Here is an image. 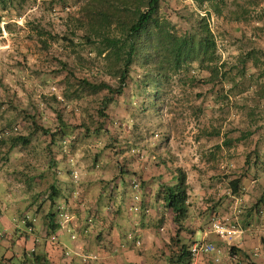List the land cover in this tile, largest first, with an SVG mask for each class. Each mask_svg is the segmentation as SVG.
Masks as SVG:
<instances>
[{
    "label": "rangeland",
    "instance_id": "374dc122",
    "mask_svg": "<svg viewBox=\"0 0 264 264\" xmlns=\"http://www.w3.org/2000/svg\"><path fill=\"white\" fill-rule=\"evenodd\" d=\"M83 1L6 0L3 10L0 5V219L10 223L0 233V264L2 254L10 255L7 249L15 254L12 264L25 257L23 247H12L10 234L45 233L44 214L53 210L50 185L58 184L60 173L69 174L74 184H89L90 200L101 185H110L112 193L123 174L120 191L132 195L139 214L149 198L151 210L162 209L156 183L171 181L167 167L186 170L192 206L184 222L194 232L201 229L194 236L182 232L189 238L185 242L216 248L192 255V264H235L229 247L239 238L220 237L213 224L222 217L221 222L237 218L242 224L241 216L264 191V28H255L264 23V0H162L160 13L178 34L191 30L198 15H206L225 77L205 82L208 72L198 58L192 59L155 81L153 96L148 91L154 83L146 84L144 70L134 63L123 93L104 109L105 116L97 110L104 92L76 98L73 80L62 69L66 62L77 78L117 81L116 70L108 72L102 56L72 34V18ZM213 1L219 14L210 7ZM59 128L64 133L52 137ZM238 176L244 190L233 197L228 181ZM66 183L72 182L67 178ZM212 201L215 210L206 211ZM165 211L150 222L154 228L160 221L163 228L146 235L153 240L157 231L161 236L154 264H168L169 256L179 254ZM63 216L64 225L70 217ZM261 216L252 212L260 230L248 240L252 264H264ZM31 256L27 248V264H35ZM43 263L63 264L47 257Z\"/></svg>",
    "mask_w": 264,
    "mask_h": 264
},
{
    "label": "trees",
    "instance_id": "16d2710c",
    "mask_svg": "<svg viewBox=\"0 0 264 264\" xmlns=\"http://www.w3.org/2000/svg\"><path fill=\"white\" fill-rule=\"evenodd\" d=\"M161 1L84 0L79 7V15L72 18V34H78L77 36L85 45L89 46L90 51L95 56H102L107 64L105 68L108 72L111 73L114 69L117 72L116 84H111L106 80L98 81L92 77L77 78L75 77L74 69L68 67V63H62V69L66 70L67 75L73 80L76 98L85 94L104 92L99 100V109H97L101 116H105L104 109L107 108L109 103L113 102L116 96L123 93L127 80L131 78V67L134 63H138L144 70L146 75V80L144 78V81L146 84L148 82L154 83L151 87L149 86L150 91H148L152 92L153 96L157 89L155 81L158 82L160 78H166L170 72L179 70L192 59L198 58L200 68L208 72L204 79L205 82L211 83L225 77L226 72L220 71V65L218 66L216 61L214 54L216 43L206 15H198L191 30L178 34L174 23L160 13ZM5 3L6 0H0L2 10L5 8ZM210 7L214 13L219 14L220 9L217 1L211 2ZM1 18L2 16L0 15V22ZM255 28L263 30L264 23ZM63 38L68 39L66 36H63ZM36 128L42 132L49 131L37 125ZM62 130V128H59L58 131L51 133L52 137L57 135L58 132L64 133ZM248 134L250 135L251 133L249 132ZM20 139L25 140L23 137H16V140ZM222 142L226 146L230 144L228 141ZM167 168L171 174V181L169 183L163 182L161 175H159L158 178L161 181L158 180L156 184L164 206L170 212L173 228H175L172 239H175L174 242L179 252L176 259L168 257V264L172 262L174 264H192L191 245L185 242L189 238L182 232L194 236L195 232H200L201 229L198 228L194 232V229H190L189 225L184 222L192 206L191 195L188 191L187 172L182 167H177L176 169ZM242 180L243 177L238 176L228 181V188L232 195L239 196L243 193ZM57 193L56 186L54 184L50 185L48 197L51 201H53ZM149 197L157 199V195H149ZM212 202L213 205L210 204L206 211L212 212L215 210L214 203L216 201ZM261 202L260 198L255 203L254 208L259 206ZM143 207V205H140L141 209ZM47 217L52 220L53 214L48 213ZM248 218V212H244L241 216L242 225L249 224ZM51 220L48 223L50 231L56 226ZM17 237L20 236L17 234ZM262 240L264 241V238ZM32 248L30 250L31 258H33L32 262L44 264L42 254L37 253L34 247ZM23 253L25 257L21 262L27 263L26 249ZM229 254L236 256L235 264H241L242 261H246V264H252L249 263V255L243 248H236L231 245ZM3 255L1 258L2 264H12L10 261L14 255L10 254L11 256L9 255L8 257ZM4 257L6 259H3Z\"/></svg>",
    "mask_w": 264,
    "mask_h": 264
},
{
    "label": "crops",
    "instance_id": "0c3cea01",
    "mask_svg": "<svg viewBox=\"0 0 264 264\" xmlns=\"http://www.w3.org/2000/svg\"><path fill=\"white\" fill-rule=\"evenodd\" d=\"M67 178L72 183H66ZM125 178L123 174L118 176L119 182L115 188H112V193L110 192V185L107 187L101 185L100 189L95 187L96 195L93 200H90L89 197L91 195H89L88 191L93 189L89 184H84L83 186L74 184L69 174L60 173L58 176L59 181L56 185L58 193L53 201H50V206L53 210L49 209L44 214L45 233L37 231L20 237H17V234H10L9 238L12 239V247L15 245L25 249L29 248L30 250L34 247L37 253L42 252V257L49 258L53 263L154 264L153 256H156L159 252L161 236L157 231L153 240L146 235L148 230L153 228L150 223L152 218L153 220L160 218V213L163 210H166V215L170 218L169 224L173 226L170 212L165 208L164 203L162 204V209L157 207L156 211L151 210L149 208L151 199L149 198L148 202L143 205L144 210L141 209L139 213L141 215H139L138 210H136L138 205L134 204L132 195L127 197V190L122 189L120 191V183L125 184ZM257 179L253 180V182ZM242 189L244 190V188ZM138 190L139 192L141 191L140 189ZM232 196L235 197L236 195ZM244 196L248 198L246 194ZM260 198L262 202L254 208L255 203ZM110 204H113L112 208ZM132 204L136 206H132ZM60 206H64V210H61ZM246 212L249 214V224L245 226L240 224L237 218L236 221L229 223L221 222L222 219L224 220V217H222V219L217 218V222L229 232L225 238H239L238 243L232 244L233 246L243 248L248 254H251L252 250L248 249V240L251 238L250 236L255 237L260 232L256 228V219H252V212L259 216L264 214L263 190L254 204H252V207ZM48 213L53 214L52 220L47 217ZM64 213L69 215L70 220L63 225ZM7 220L11 222L10 215H8ZM50 220L56 225L51 231L48 227ZM260 222L264 225V216H261ZM161 224V222H158L154 228L162 229L163 226ZM38 227L35 225L36 229ZM0 228V233L9 230L10 223L8 225L5 224L1 218ZM37 248H40L41 252ZM7 250L9 254L15 255L9 249ZM232 258H236V256L234 255ZM21 264L27 263L21 262Z\"/></svg>",
    "mask_w": 264,
    "mask_h": 264
},
{
    "label": "built area",
    "instance_id": "2783aa9c",
    "mask_svg": "<svg viewBox=\"0 0 264 264\" xmlns=\"http://www.w3.org/2000/svg\"><path fill=\"white\" fill-rule=\"evenodd\" d=\"M138 186V184L134 183V187ZM137 190V189H136ZM61 210H64V206L59 207ZM214 231L220 237H225L227 233H229L219 222H214ZM216 248L211 243H194L191 246V253L193 255H198L199 253H209L214 252Z\"/></svg>",
    "mask_w": 264,
    "mask_h": 264
}]
</instances>
